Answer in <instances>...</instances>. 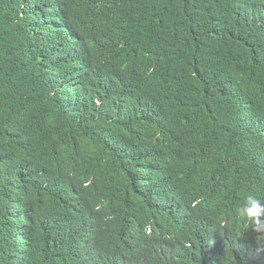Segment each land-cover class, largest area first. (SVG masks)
<instances>
[{
    "label": "trees",
    "instance_id": "obj_1",
    "mask_svg": "<svg viewBox=\"0 0 264 264\" xmlns=\"http://www.w3.org/2000/svg\"><path fill=\"white\" fill-rule=\"evenodd\" d=\"M264 0H0V264H264Z\"/></svg>",
    "mask_w": 264,
    "mask_h": 264
},
{
    "label": "clouds",
    "instance_id": "obj_2",
    "mask_svg": "<svg viewBox=\"0 0 264 264\" xmlns=\"http://www.w3.org/2000/svg\"><path fill=\"white\" fill-rule=\"evenodd\" d=\"M236 215L245 221L254 232L257 251L264 252V198L254 193H247L236 208Z\"/></svg>",
    "mask_w": 264,
    "mask_h": 264
}]
</instances>
